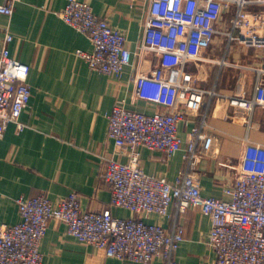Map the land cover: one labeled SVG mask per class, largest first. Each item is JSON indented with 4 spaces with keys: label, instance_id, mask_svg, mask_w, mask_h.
<instances>
[{
    "label": "built area",
    "instance_id": "2783aa9c",
    "mask_svg": "<svg viewBox=\"0 0 264 264\" xmlns=\"http://www.w3.org/2000/svg\"><path fill=\"white\" fill-rule=\"evenodd\" d=\"M18 1L0 2V14L13 15ZM61 16L92 41V51H77L92 70L121 77L138 57L135 96L165 110L146 113L123 102L116 104L109 114L108 137L129 159L104 157L101 179L111 189V205L98 211L84 209L77 191L56 202L46 195L19 198L22 220L0 223V264H42L41 243L51 219L65 222L68 233L83 243L104 247L110 257L138 264L162 257L178 264L174 255L184 239L183 226L167 230L140 216L147 211L169 216L171 204L180 214L201 207L210 216L212 227L206 241L216 253L215 264H264V145L246 138L237 177L224 187L225 197L207 196L199 166L205 157L200 145L209 126L208 112L201 113L187 144L179 135V124L186 118L179 106L183 94L187 93L185 106L191 111H200L206 97L211 102L219 94L215 87L198 86L186 70L188 63L203 59V47L217 36L225 38L227 50L235 44L264 49V0H150L143 39L135 51L126 34L95 13L86 0H68ZM12 40V33L6 31L0 50V140L11 122L24 129L20 117L32 97L30 65L11 55ZM150 53L160 57L155 74L141 68ZM213 61L246 67L225 58ZM255 69L264 73L262 67ZM235 103L248 111L250 126L255 109L264 107L261 80L252 97H238ZM141 146L160 150L167 157L183 150L186 165L180 179L171 182L165 176L148 174L141 163ZM114 205L137 215L117 216Z\"/></svg>",
    "mask_w": 264,
    "mask_h": 264
},
{
    "label": "crops",
    "instance_id": "0c3cea01",
    "mask_svg": "<svg viewBox=\"0 0 264 264\" xmlns=\"http://www.w3.org/2000/svg\"><path fill=\"white\" fill-rule=\"evenodd\" d=\"M86 1L95 13L126 34L135 51L143 39L150 0ZM67 3L19 0L13 15L0 14V50L9 31L13 35L11 55L30 65L32 88L30 104L20 117L26 126L20 130L11 122L0 140V223L22 220L21 197L46 195L56 202L77 191L84 209L98 211L111 205V189L101 179L104 157L128 161L129 156L118 151L108 137L109 114L120 102L146 113L165 110L135 96L138 57L117 77L92 70L78 55V50L92 51L93 44L62 18ZM202 50L204 58L190 61L186 70L198 86L215 87L219 94L211 102L206 97L200 111L186 109L187 93L183 94L179 106L185 109L186 118L179 124V135L187 144L201 113L208 112L209 126L200 145L205 154L199 166L202 189L207 196L225 197L223 189L236 179L248 141L264 145V107L255 109L249 126L248 111L235 103L238 97H252L258 80L264 85V73L255 69L264 68V49L235 44L227 50L225 38L217 36ZM220 58L246 67L213 61ZM159 64L160 57L150 53L141 68L155 74ZM139 150L148 174L165 176L171 182L180 179L186 165L183 150L170 157L145 146ZM112 211L122 217L137 215L115 205ZM140 216L167 230L183 226L184 239L174 255L178 264L216 263V253L206 241L212 220L201 207L180 214L171 204L169 216L148 211ZM41 252L42 264H138L110 257L104 247L83 243L70 235L66 223L59 219H51ZM148 264L169 263L156 257Z\"/></svg>",
    "mask_w": 264,
    "mask_h": 264
}]
</instances>
